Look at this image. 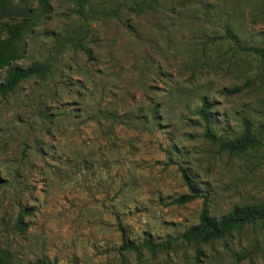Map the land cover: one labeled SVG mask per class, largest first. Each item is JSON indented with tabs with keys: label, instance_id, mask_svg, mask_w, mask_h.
Masks as SVG:
<instances>
[{
	"label": "rangeland",
	"instance_id": "374dc122",
	"mask_svg": "<svg viewBox=\"0 0 264 264\" xmlns=\"http://www.w3.org/2000/svg\"><path fill=\"white\" fill-rule=\"evenodd\" d=\"M2 2L0 43L5 23L26 20L13 67L51 68L0 98L7 262L264 264L261 224L210 244L177 239L204 198L216 218L264 201V144L223 152L198 114L207 100L217 137L248 122L264 140V57L247 51L264 48V0ZM184 175L204 197L173 205L190 194ZM171 239L169 250L122 249Z\"/></svg>",
	"mask_w": 264,
	"mask_h": 264
},
{
	"label": "trees",
	"instance_id": "16d2710c",
	"mask_svg": "<svg viewBox=\"0 0 264 264\" xmlns=\"http://www.w3.org/2000/svg\"><path fill=\"white\" fill-rule=\"evenodd\" d=\"M49 0H39L40 7L43 11L48 9ZM5 2L0 5V12H11V9L5 8ZM16 11V10H14ZM26 22V20H24ZM25 22L5 23L3 25L4 31L2 35L8 37L5 41L0 43V70L8 68V72L4 80L0 83V98H4L12 94L15 89L24 81L35 77H42L50 72L51 68L47 64L35 63L27 68L13 67V64L20 60L21 51L17 44L13 43V39H18L25 27ZM227 34L230 38H233L231 30H227ZM249 52L260 54L264 57V48H249ZM242 91V88H237L228 91L230 94H237ZM210 111L211 105L207 100H203L201 108L198 111L199 116L206 124L205 136L214 143L219 145L221 151L230 155L241 156L261 147L264 144V140L259 133L253 131L251 125L248 122L244 123L243 132L232 140H224L217 137L210 127ZM185 182L188 185L190 194L184 195L172 203L173 205L183 206L189 204L201 197L199 191L192 186L191 181L186 175L183 176ZM203 208L199 215L198 224L190 227L184 234L178 237L187 244H210L228 237L234 230H240L248 225L261 224L264 226V201L258 204L237 206L233 208L228 214L216 218L211 216L210 210L207 204V199L204 198ZM21 230L26 231L27 227L21 220L19 222ZM177 239H171L163 243H153L149 240L143 242V244L136 245L135 243H123L122 249L125 251L140 252L142 249H148L149 251L156 252L160 249L169 250L172 247L173 242ZM0 264H9L5 257L0 254Z\"/></svg>",
	"mask_w": 264,
	"mask_h": 264
}]
</instances>
